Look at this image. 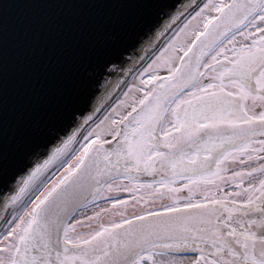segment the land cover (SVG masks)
<instances>
[{"label":"snow or ice","instance_id":"snow-or-ice-1","mask_svg":"<svg viewBox=\"0 0 264 264\" xmlns=\"http://www.w3.org/2000/svg\"><path fill=\"white\" fill-rule=\"evenodd\" d=\"M20 10H88L140 27L134 44L127 43V25L117 35L98 37L59 102L17 140L9 136V21ZM186 11L161 0H0V186L8 190L3 208H13L0 235V264H264V163H245L264 161L256 155L264 153V0L205 3L192 17L203 18L202 30L179 45L183 56L157 57L169 77L151 75L147 89L130 86L143 92L130 111L119 120L105 116L73 149L99 111L98 90L130 71L140 52ZM190 24L164 51H176ZM106 121L111 140L103 139ZM235 161L243 166L239 171L227 167ZM57 162L63 172L40 191V178ZM233 184L234 191H225ZM184 190L188 196L180 195ZM120 192L131 194L133 207L170 203L128 215L118 209L127 202L111 195ZM197 192L203 200L194 198ZM97 200L110 209L76 218ZM108 211L119 220L92 228Z\"/></svg>","mask_w":264,"mask_h":264},{"label":"water","instance_id":"water-1","mask_svg":"<svg viewBox=\"0 0 264 264\" xmlns=\"http://www.w3.org/2000/svg\"><path fill=\"white\" fill-rule=\"evenodd\" d=\"M161 2L172 8L179 5L181 10L186 7L187 11L170 31L140 52L142 59L136 60L134 64L130 63L128 65L130 71L119 75L111 86H105V89L98 90L97 94L102 97L101 102L97 105L99 111L93 114L94 122H90L81 130V133H78V142L73 144L74 150L78 149L79 142L83 141L84 136H87L96 127V124L104 120L105 116L119 120L120 113L130 111L128 105L133 103V98L143 95V92H137L135 87H132L130 91V86L145 89L151 87L147 85V81L153 74L166 80L169 77L168 65L164 63L163 58L157 60V57H161L162 53L164 58L183 56V53L179 51V45L187 44L194 38L191 35L193 30L197 28L202 30L203 18L197 17L192 20V17L209 0H161ZM212 2L218 3L219 0H212ZM206 15H217V13L206 12ZM189 21L191 24L186 32L181 34L176 51L171 48L164 51L173 35ZM124 25H127V43L134 44L137 41L136 31L140 27L139 22L124 21L115 15L88 10L52 11L39 14L20 10L14 13L9 21L10 139L19 140L28 128L38 125L43 110L56 105L70 86L85 51L98 37L108 38L119 34ZM153 61L156 63L153 64ZM173 63L179 64L180 61L174 59ZM149 65H153V67L148 69ZM141 80L145 83L140 84ZM125 92H130V95L125 97ZM120 101H125V104L121 105ZM113 108L117 109V112H113ZM107 127L108 121L102 125L103 139L111 140V136L107 134ZM70 154H74V152ZM70 154L64 162L70 161ZM60 168L61 162L52 165L40 178L37 188L40 189L42 185H48V179L58 175ZM7 191L5 187L0 186V235L4 233L7 222L13 216L12 207L3 208L4 194ZM31 198L34 199L35 196ZM25 203L28 207L30 206V202L27 200ZM23 207L24 205L17 207L16 213L19 214Z\"/></svg>","mask_w":264,"mask_h":264},{"label":"rangeland","instance_id":"rangeland-1","mask_svg":"<svg viewBox=\"0 0 264 264\" xmlns=\"http://www.w3.org/2000/svg\"><path fill=\"white\" fill-rule=\"evenodd\" d=\"M254 146L255 147H259L258 144L257 145H254ZM256 155L264 156V153H257ZM72 156H73V154L70 155V161L72 160ZM64 163H67V162H64ZM245 163L246 164H251V166H257L259 163H264V161H251V162H249V161L246 160ZM227 167L229 169H235V170L239 171L241 169V167H243V166L240 165L238 161H235V162H229L228 165H227ZM62 172H63V168L61 167L59 174L56 175V176H54V177H52V178H50V179H48V185H43V187L40 188V191H43L44 190V186H49L50 187L51 186L50 185V182L56 180L61 175ZM224 175H225V179H227V177L231 175V171L225 173ZM144 179H148V178L145 177ZM124 183H127V181H124ZM217 183H221V182L220 181H217ZM176 186L177 187L180 186L179 185V182L177 183ZM234 190H235V185L234 184L225 189V191H234ZM141 191L143 192V190H141ZM38 194H39V191H38V193L36 195H38ZM111 195L112 196H117L121 200H124V201L127 202L126 209L131 210L130 215L133 212H139L141 210V207L145 205V204L141 203V204H137V205H135V207H133V203L134 202L131 199H129V197H130L131 194L130 193H127V192L112 193ZM180 195H182V196H188L187 190H184ZM194 198L197 199V200H203L204 199L203 194L200 193V192L195 193V197ZM168 203H170V201H168V200H162V201L161 200H156L155 201V205H152L151 207L155 206L158 209L159 208V205H161V204H168ZM29 207H31V204H30ZM110 207L111 206H110L109 203H106V202H104L102 200H97L95 202V205L89 206L86 210H84L81 213H77L76 218L77 219H83L84 216H92L95 212H98L101 208H108V209H110ZM123 208H124V206H123ZM111 215H112V212L111 211L102 212L100 214V217L98 218L97 221L91 222V227L92 228H96L98 226V223L99 222L110 223L113 220H116V221L119 220V217H113L114 219L111 218V220H109V219L106 220ZM84 222L85 223H89L88 221H84ZM81 230L82 231H88L87 228H84V229H81Z\"/></svg>","mask_w":264,"mask_h":264},{"label":"bare ground","instance_id":"bare-ground-1","mask_svg":"<svg viewBox=\"0 0 264 264\" xmlns=\"http://www.w3.org/2000/svg\"><path fill=\"white\" fill-rule=\"evenodd\" d=\"M83 141H81V142H79V145H78V148L80 147V144L82 143ZM71 155V154H70ZM41 187H43V185L41 186ZM40 190V189H39ZM153 205V203H152V201L151 200H149V203L148 204H145L144 206H142L141 208H148V207H151ZM118 209H119V211H123V212H125L126 214H128V215H130V213H131V210H129V209H126L125 207L123 208V206H118ZM112 216V217H111ZM111 216H109V218H107L106 220H111V218H113V217H118V216H115V215H113V213H112V215ZM114 219V218H113Z\"/></svg>","mask_w":264,"mask_h":264},{"label":"flooded vegetation","instance_id":"flooded-vegetation-1","mask_svg":"<svg viewBox=\"0 0 264 264\" xmlns=\"http://www.w3.org/2000/svg\"><path fill=\"white\" fill-rule=\"evenodd\" d=\"M258 36H259V34L257 33V34H256V37L258 38ZM237 39L239 40V39H241V38H240V37H237ZM250 42H251V41L249 40L248 43H250ZM255 138H257L256 140L262 139V137H259V136H258V137H255ZM189 255H191V254H189Z\"/></svg>","mask_w":264,"mask_h":264}]
</instances>
